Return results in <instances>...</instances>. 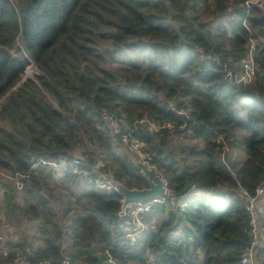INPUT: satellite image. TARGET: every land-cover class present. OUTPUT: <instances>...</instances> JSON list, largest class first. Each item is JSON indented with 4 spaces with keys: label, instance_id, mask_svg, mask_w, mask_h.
<instances>
[{
    "label": "trees",
    "instance_id": "16d2710c",
    "mask_svg": "<svg viewBox=\"0 0 264 264\" xmlns=\"http://www.w3.org/2000/svg\"><path fill=\"white\" fill-rule=\"evenodd\" d=\"M252 38L256 76L236 86L225 68L241 70ZM31 65L38 74L24 81ZM104 111L162 127L134 133L171 193L135 244L116 190L41 163L78 157L149 188ZM263 180L264 0H0V225H33L13 242L32 264H241L238 191Z\"/></svg>",
    "mask_w": 264,
    "mask_h": 264
},
{
    "label": "built area",
    "instance_id": "2783aa9c",
    "mask_svg": "<svg viewBox=\"0 0 264 264\" xmlns=\"http://www.w3.org/2000/svg\"><path fill=\"white\" fill-rule=\"evenodd\" d=\"M255 52L256 42L252 38L249 42L248 57L242 63L241 70L239 72H235L226 66V78L228 81L232 82L236 86H245L254 81L257 72V68L255 66ZM101 116L104 122V127L107 128L113 136H118L119 141L131 152L136 154V158H138V160L145 163L150 169L154 170L148 161L149 155L146 152V144L134 137V133L142 124H147L152 132L159 134L161 133L160 131L162 127L149 120L136 121L133 124H130L125 120V118L119 120L117 116L111 115L106 111L102 112ZM117 149L118 148H116V150ZM229 152L230 149L223 140V156ZM41 163L56 169L59 174L65 173L68 169H71L73 174L81 177L88 176L89 173L95 174L98 178L96 184L100 189L115 190L114 186L110 182L102 180V175L97 166L84 167L85 163H83L78 157H74L70 160L65 158L59 163L45 160H42ZM39 166L40 162L36 163L35 167L37 168ZM17 185L19 189H22L23 185L19 180ZM194 189L195 187L193 186L192 190ZM4 190L5 189L3 187H0V211L4 200ZM238 193L239 196L245 200V209L249 217L247 228L249 245L241 258V264H263L261 251L264 249V218L262 215L263 209L261 208V204L264 202V180L256 187L253 194L249 193L242 187H240ZM170 194L169 190L167 196ZM164 199L155 197L148 201H138L130 203L127 206H123L122 198L121 212L119 214L120 231L123 234L124 240L128 244L137 243L138 239L141 238L148 229L153 228L147 223L146 218L150 216L153 208L157 204L164 202ZM13 242L15 243L17 241ZM13 242L9 241V239H7L0 230V257L4 259L11 258L14 264H32L27 252H25L20 246L13 244ZM39 264L51 263L43 261ZM63 264L71 263L69 260H66Z\"/></svg>",
    "mask_w": 264,
    "mask_h": 264
},
{
    "label": "water",
    "instance_id": "95a60500",
    "mask_svg": "<svg viewBox=\"0 0 264 264\" xmlns=\"http://www.w3.org/2000/svg\"><path fill=\"white\" fill-rule=\"evenodd\" d=\"M135 167L143 174L149 182V188L146 189H129L124 184L117 181L112 174H103L102 180L110 182L115 190L123 198V206L138 201H148L152 198H165L168 195V187L163 178L156 171L150 169L145 163L138 161L135 154L126 153Z\"/></svg>",
    "mask_w": 264,
    "mask_h": 264
},
{
    "label": "rangeland",
    "instance_id": "374dc122",
    "mask_svg": "<svg viewBox=\"0 0 264 264\" xmlns=\"http://www.w3.org/2000/svg\"><path fill=\"white\" fill-rule=\"evenodd\" d=\"M132 55H133V53H132ZM142 57L143 56L141 54H139V56L137 57V60H141ZM36 74H38V70L36 69V67L34 65H31L27 68L26 73L23 77V80L25 81L28 78H33ZM115 147L118 148L117 152L119 151L122 153L123 152L133 153L126 146H124L121 142H115ZM135 156H136V154H135ZM137 160H138V158H137ZM138 161H140V160H138ZM103 174H107V173H101V175H103ZM0 220H3L2 207H1V211H0ZM32 227H33V225L31 224V227L29 226L26 230H24V229H20V227L16 228L15 226L4 224V225H0V230H1L2 234H4L7 239H9V241L20 242L21 237L23 236V233H28Z\"/></svg>",
    "mask_w": 264,
    "mask_h": 264
},
{
    "label": "crops",
    "instance_id": "0c3cea01",
    "mask_svg": "<svg viewBox=\"0 0 264 264\" xmlns=\"http://www.w3.org/2000/svg\"><path fill=\"white\" fill-rule=\"evenodd\" d=\"M199 194L201 195V194H204V193L200 192ZM261 208L263 209L262 215H263V218H264V202L261 204Z\"/></svg>",
    "mask_w": 264,
    "mask_h": 264
}]
</instances>
